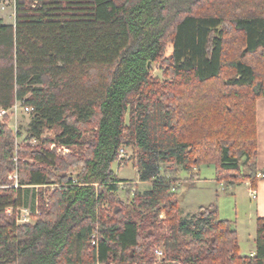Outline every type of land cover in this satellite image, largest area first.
Returning <instances> with one entry per match:
<instances>
[{"label":"trees","instance_id":"1","mask_svg":"<svg viewBox=\"0 0 264 264\" xmlns=\"http://www.w3.org/2000/svg\"><path fill=\"white\" fill-rule=\"evenodd\" d=\"M13 6L14 24L0 22V108L20 102L32 112L24 138L0 124V264H152L156 244L170 264H264V218L255 253L243 257L215 204L182 218L175 193L182 174L204 165L225 189L264 179V0ZM157 63L162 83L150 74ZM124 147L136 153L138 182L150 183L144 192L112 169ZM15 170L39 204L34 224L6 214L29 205L8 180Z\"/></svg>","mask_w":264,"mask_h":264},{"label":"rangeland","instance_id":"2","mask_svg":"<svg viewBox=\"0 0 264 264\" xmlns=\"http://www.w3.org/2000/svg\"><path fill=\"white\" fill-rule=\"evenodd\" d=\"M0 22L8 26H12L14 24L13 0H0ZM171 51H172L171 45L168 44L164 54L165 59L169 58V56L171 55ZM162 73L163 71L162 69H160L159 63L154 64L152 66L150 73L151 77L157 79L161 83L165 81ZM30 119H31L30 114H20L19 116H17L16 131L22 134V138L26 136V129L28 123L30 122ZM8 128L12 130L14 128L13 124H11ZM53 135H54L53 131H46L44 134V136H53ZM123 149L125 150L127 157H125V159H122V161L120 162H116L112 166V169L120 180H128V181L138 180L137 171L135 168V163L137 160L136 153L132 148L129 147H124ZM166 167H169V165H162L161 171ZM206 168H210V171H207ZM195 173L196 170L193 169L192 172L187 175L182 174L181 180L175 191V193L179 197V209L182 218L195 215L199 207H207L210 204H215L217 208V215L219 220H229L237 224V230L239 233V244L241 246L240 252L242 255L248 256L250 253V246L252 244L251 243L252 233L250 229H253V233H255V226H253V228L252 226H249L248 228V226H246L247 224L243 221L242 210H245L244 207L247 208L252 206L251 202L247 197L245 188L243 186L238 188L236 190L235 197H231L230 195H227L228 194L227 191L224 193V190H222L221 187L213 183L212 184L200 183L193 187H189L188 184L185 185L184 182L189 181L187 179L190 177V175L193 180H196ZM212 173L214 174L213 169H211V167H207V166L200 167L199 180H201L202 182L204 180L207 181L212 180V175H213ZM18 179L25 180L26 179L25 173L23 172L19 173ZM11 182L13 183V180H11ZM138 188L140 192H144L150 188V183H144L140 185V187ZM25 191H28V194L25 195L22 193V202L26 206L31 202V193L29 189H25V188L22 189V192ZM39 191L43 193H47L46 189H40ZM117 195L122 200L124 199L123 190L121 186L117 191ZM164 218H165L164 213H160L157 216V220L159 222H163ZM36 219L37 216L36 217L34 216L33 218L31 217L30 223H26V224H34ZM155 250H161L163 252V257L160 260H158L154 255L153 263L170 264L168 260L165 262V260L163 259L165 256V249L161 244H156Z\"/></svg>","mask_w":264,"mask_h":264},{"label":"crops","instance_id":"3","mask_svg":"<svg viewBox=\"0 0 264 264\" xmlns=\"http://www.w3.org/2000/svg\"><path fill=\"white\" fill-rule=\"evenodd\" d=\"M256 124H257V140H258V158H257V166L258 169H263L264 168V100H259L256 104ZM201 167H205L201 166ZM207 167H211L212 166H207ZM207 171H210V168H206ZM196 170L195 173V177L196 180L193 181H185V185L188 184L189 187H193L197 184H202V183H213L218 185L219 187L222 188V190H224V193L227 191V195H230L231 197H235V193L236 190L240 187H244L246 190V194L247 197L249 199V201L251 202V207H244L245 210H242V217H243V221L247 224L246 226H255V233H253V229L251 230L252 236H251V246H250V253L248 256L242 255L240 250H241V246L239 244V233L237 230V224L234 223V226L236 228L237 234H238V244H239V255L243 256V257H252L253 254L255 253V237H256V220L257 219H262L264 218V179L259 178L258 183L256 185V191H257V197L255 200H252L249 196L250 191L253 190L250 186V184L248 182H244L241 184H238L236 187L232 188V189H225L224 186L222 184H217L214 181V177L212 175V180H204L203 182L201 180H199V174H200V168L198 169H194ZM213 174V173H212ZM122 181H128V180H122ZM129 181H133V182H137L138 183V187H140V185L144 184L141 182H138V180H129ZM182 183V184H184ZM234 199V198H233ZM249 241V239H248Z\"/></svg>","mask_w":264,"mask_h":264},{"label":"built area","instance_id":"4","mask_svg":"<svg viewBox=\"0 0 264 264\" xmlns=\"http://www.w3.org/2000/svg\"><path fill=\"white\" fill-rule=\"evenodd\" d=\"M31 112H32V109L30 107L23 106L20 102H15L9 109L0 108V124H5L8 127L11 124H13L14 128L11 131L15 134L17 132L16 131L17 116H19L20 114H30ZM16 143H18L17 139H16ZM34 144H36L35 140L31 142V145H34ZM50 149L55 150L56 154H66L69 152L68 149L64 147L56 148L55 145H52ZM118 157L119 159L117 162H120L122 161V159H125V157H127L124 149L119 150ZM16 160L17 159L15 158V161ZM257 177L262 178L260 174H258ZM8 180H13L12 187L14 189L26 187V186H20L18 182L19 180L18 173L16 170L8 176ZM30 188L34 189L37 192L40 189H45L46 186H31ZM249 196L252 200H255L257 197L256 189L251 190ZM38 205L39 204L37 202V199H35L33 206L29 204L27 207H19L15 210H13L12 208H7L6 214L11 216L14 212L16 222L18 224L30 223L31 217L32 218L34 216L36 217L39 214ZM32 207H33V210H32ZM92 239H94V236H92ZM91 245L96 246V242L92 240ZM154 255L156 256L158 260H160L163 257V252L161 250H155ZM153 264H157V263H153Z\"/></svg>","mask_w":264,"mask_h":264}]
</instances>
